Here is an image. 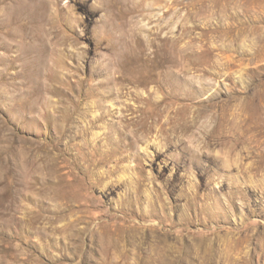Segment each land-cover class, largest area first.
<instances>
[{
    "label": "rangeland",
    "instance_id": "rangeland-1",
    "mask_svg": "<svg viewBox=\"0 0 264 264\" xmlns=\"http://www.w3.org/2000/svg\"><path fill=\"white\" fill-rule=\"evenodd\" d=\"M0 264H264V0H0Z\"/></svg>",
    "mask_w": 264,
    "mask_h": 264
}]
</instances>
